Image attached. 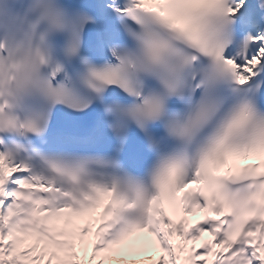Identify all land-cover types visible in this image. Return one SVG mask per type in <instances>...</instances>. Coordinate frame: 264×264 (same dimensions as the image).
<instances>
[{
	"label": "snow or ice",
	"instance_id": "1",
	"mask_svg": "<svg viewBox=\"0 0 264 264\" xmlns=\"http://www.w3.org/2000/svg\"><path fill=\"white\" fill-rule=\"evenodd\" d=\"M0 264H264V0H0Z\"/></svg>",
	"mask_w": 264,
	"mask_h": 264
}]
</instances>
